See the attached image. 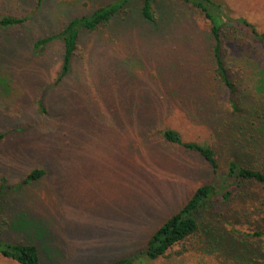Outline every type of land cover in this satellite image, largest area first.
<instances>
[{"label": "rangeland", "instance_id": "1", "mask_svg": "<svg viewBox=\"0 0 264 264\" xmlns=\"http://www.w3.org/2000/svg\"><path fill=\"white\" fill-rule=\"evenodd\" d=\"M111 1L0 0V17H29L0 40V240L33 243L41 264L137 254L197 186L225 177L232 153V110L214 72L209 24L189 5L155 0V15L171 9L175 18L154 26L134 17L138 0H130L129 18L82 33L60 81L61 40L31 51L34 40ZM219 1L264 31V0ZM229 31L223 58L238 106L262 108L263 48ZM166 128L211 145L218 175L199 154L164 141ZM261 141L247 164L264 170ZM33 169L43 174L21 182ZM239 186L199 212L195 242L174 245L154 264H260L247 259L264 255V186ZM0 264L18 263L0 255Z\"/></svg>", "mask_w": 264, "mask_h": 264}, {"label": "trees", "instance_id": "2", "mask_svg": "<svg viewBox=\"0 0 264 264\" xmlns=\"http://www.w3.org/2000/svg\"><path fill=\"white\" fill-rule=\"evenodd\" d=\"M172 1L183 2L198 10L209 24V34L214 42L213 48L211 49L214 72L227 89L232 110L231 114L233 118L231 122L225 121L227 127L232 129V134H234L230 140L232 153L226 163L225 177L221 179L218 175L219 163L215 150L211 145L206 142L184 141L181 134L172 128L162 130L161 136L167 143L199 154L206 161L213 174L215 176L218 175V182L204 183L197 186L186 202L152 232L147 240L145 249L137 252V254L122 257L107 264H154L155 260L161 257V255H164L174 245L187 240H196L199 232V220L197 217L199 212L211 202L228 200L234 194L232 188L237 189L240 187L241 180L254 181L264 186V170L247 164L251 160V153H258L263 149L261 139L264 137V107L260 108L259 104L256 105L254 103L245 110L243 107L238 106L236 101V86L231 78V72L224 61V47H222L223 41L228 38L227 30L229 29V32L232 34L231 37L234 40L243 34L247 35L252 41L263 48L264 53V31H258L244 17L232 16L228 7L219 0ZM128 2L130 0H114L95 8L88 14L70 18L59 31L34 40L32 45H30L31 51L38 53L45 49L46 45L50 44L51 41L55 39L61 40L63 52L61 70L58 76V81H60L70 71L77 48L80 46L79 40L82 33L93 34L100 28L109 26L114 17L120 18L121 20L129 18L132 11L129 9ZM154 6L155 0H138L137 11L132 14L134 17H137L140 23L148 25L156 26L158 17L161 19L162 16V20L164 21H174L175 14L173 10H165L163 14L157 16L154 13ZM27 19H29L28 16H1L0 40L6 41L8 37V42L11 38L10 36L13 34L12 30H14V26L23 24ZM12 53L14 54V51ZM3 62L0 65L4 64ZM2 81L3 79L0 80V84ZM38 103L41 110H43L42 101L39 100ZM42 174L43 170L33 169L26 174V177L21 182L26 183L31 180H36ZM209 241L217 243L213 239ZM0 255L4 258L14 260L18 264H41L39 249L33 243L24 244V242L0 240ZM261 256L264 257V255L258 254L257 256H252L250 259H246L248 263L260 262V264H264V258H261ZM242 258L245 259V257Z\"/></svg>", "mask_w": 264, "mask_h": 264}]
</instances>
